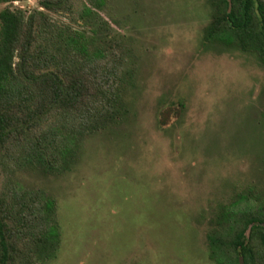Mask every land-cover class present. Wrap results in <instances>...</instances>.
<instances>
[{"label":"rangeland","instance_id":"1","mask_svg":"<svg viewBox=\"0 0 264 264\" xmlns=\"http://www.w3.org/2000/svg\"><path fill=\"white\" fill-rule=\"evenodd\" d=\"M80 1L86 24L49 14L90 48H128L133 76L124 117L85 136L68 171L2 175L56 201L60 244L43 264H215L206 233L218 207L246 187L264 193V65L203 40L210 0Z\"/></svg>","mask_w":264,"mask_h":264},{"label":"trees","instance_id":"2","mask_svg":"<svg viewBox=\"0 0 264 264\" xmlns=\"http://www.w3.org/2000/svg\"><path fill=\"white\" fill-rule=\"evenodd\" d=\"M38 4L41 9L28 13L11 6L0 10V264H43L60 244L54 198L4 183L2 175L14 166L46 175L68 171L85 136L124 117L122 93L133 76L128 48H90L78 31L49 14H77L86 24L92 16L87 4ZM210 4L203 40L254 53L264 65V0ZM211 223L206 233L211 261L264 264V193L252 187L237 191Z\"/></svg>","mask_w":264,"mask_h":264},{"label":"water","instance_id":"3","mask_svg":"<svg viewBox=\"0 0 264 264\" xmlns=\"http://www.w3.org/2000/svg\"><path fill=\"white\" fill-rule=\"evenodd\" d=\"M250 227L248 228V231H249ZM240 263H242V258L240 257Z\"/></svg>","mask_w":264,"mask_h":264}]
</instances>
